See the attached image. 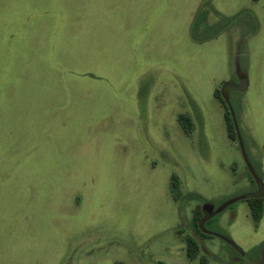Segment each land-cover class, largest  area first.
<instances>
[{
    "label": "rangeland",
    "instance_id": "1",
    "mask_svg": "<svg viewBox=\"0 0 264 264\" xmlns=\"http://www.w3.org/2000/svg\"><path fill=\"white\" fill-rule=\"evenodd\" d=\"M238 15L191 37L197 17L202 31ZM252 195L264 197V0H0V264H264ZM198 207L208 238L192 228Z\"/></svg>",
    "mask_w": 264,
    "mask_h": 264
},
{
    "label": "trees",
    "instance_id": "2",
    "mask_svg": "<svg viewBox=\"0 0 264 264\" xmlns=\"http://www.w3.org/2000/svg\"><path fill=\"white\" fill-rule=\"evenodd\" d=\"M240 16L241 15L233 16V17H221L220 22L218 24H216L214 26L213 25L212 26H206L202 31H200V29H199V21H200L201 17H197L193 26H192V29H191V37L194 41H196L198 43L206 42L209 39H211L212 37L223 32L229 25L236 22L240 18ZM249 17H250V15H248V18ZM249 20H250L249 22H252L249 27H251V29H254L253 19L250 17ZM214 97L219 101V103L224 108L223 118H224V123H225L226 136L230 141L234 142L237 139V133L235 131V124H234V121H233L232 116H231V111H230L227 103L223 99L221 93L216 91L214 93ZM178 122H179L181 128L183 129V131L185 133L188 134L192 131V122L187 115H179L178 116ZM169 189H170V193L172 195V198L175 202H178L182 199L183 194L179 189V182H178V179L175 175L171 176ZM196 199L203 201V199L200 196H196ZM244 202L247 204V207L249 209L250 218H251V221L253 223V226L255 228H257L262 217H263V213H264V197H262L260 195H252V196L245 198ZM202 216H203L202 210L199 209V207L196 208L194 210V217L192 220V228L195 231V233L198 234V236L201 239H204V238H208V236L203 234L202 232H200L199 226L197 224L199 222V220L202 218ZM207 225H208V223L205 224V226H207ZM208 232L211 233V231H208ZM211 234H213V233H211ZM185 241H186V256H187V258L190 260H195L196 256H197V252L199 250V247H198L196 240L193 237L187 236L185 238ZM263 246L258 247V251L255 253V255H259V258L261 261H264V248H263ZM262 248H263V251H262V254L260 257V253H261ZM244 255H246V254H244ZM250 258H252V257H250ZM202 264H203V262H202ZM236 264H246V263L240 261L239 263H236Z\"/></svg>",
    "mask_w": 264,
    "mask_h": 264
},
{
    "label": "water",
    "instance_id": "3",
    "mask_svg": "<svg viewBox=\"0 0 264 264\" xmlns=\"http://www.w3.org/2000/svg\"><path fill=\"white\" fill-rule=\"evenodd\" d=\"M243 89H245V83H244V81H242V82H240V84H239V86L238 87H236V90H243Z\"/></svg>",
    "mask_w": 264,
    "mask_h": 264
},
{
    "label": "crops",
    "instance_id": "4",
    "mask_svg": "<svg viewBox=\"0 0 264 264\" xmlns=\"http://www.w3.org/2000/svg\"><path fill=\"white\" fill-rule=\"evenodd\" d=\"M245 83V82H244ZM245 88H246V83H245Z\"/></svg>",
    "mask_w": 264,
    "mask_h": 264
}]
</instances>
